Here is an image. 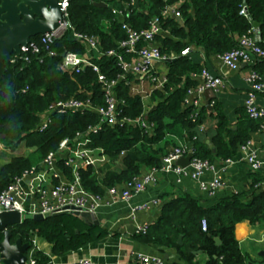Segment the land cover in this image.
Segmentation results:
<instances>
[{
	"label": "trees",
	"instance_id": "trees-1",
	"mask_svg": "<svg viewBox=\"0 0 264 264\" xmlns=\"http://www.w3.org/2000/svg\"><path fill=\"white\" fill-rule=\"evenodd\" d=\"M129 1L69 0L66 26L50 45L56 51L54 54L42 49L38 53L29 52L27 61L21 54L11 62L6 61L5 72L0 78V140L9 151L0 150V191L26 169L37 167L64 137L75 146L93 151L95 163L80 166L77 171L84 189L102 193L107 186H121L151 166L160 167L162 157L180 144L189 146L192 155L215 164L226 157L234 159L239 145L250 139L253 131L264 127V117H250L244 102L236 125L232 127L228 114L217 101H213L211 108L184 101L187 89L199 81L192 72L203 67L191 54L192 46H202L206 56L217 55L234 47L239 35H254L253 22L256 21L261 35L256 41L264 49V0H245V5L243 0H137V3L135 0L127 4ZM172 2L178 3L179 18L162 14L164 5ZM116 10L123 11L122 18L115 14ZM152 17H157L163 28L155 34V42L171 59L156 61L147 78L132 73L126 74L124 79L118 78L114 87L120 100L116 122L104 121L92 108H57L49 112L47 126L39 128L42 115L49 107L70 97L89 98L93 105L104 103L102 84L90 66L73 72L59 67L62 52H83L85 49L74 31L97 35L103 50L114 48L129 58V53L117 44L126 35L121 19L139 29L147 27ZM38 36L35 34L31 39L36 40ZM186 48L188 50L183 52ZM256 56L264 59V56ZM93 60L107 78L117 77L122 71L114 54L104 53ZM163 76L166 79L160 85L157 78ZM141 83L148 86L147 91L150 89L146 96L136 89ZM139 116L147 125L127 120ZM207 116L215 120L208 140L202 137L205 131L200 127ZM177 130L185 132L184 143L175 144L167 138L170 131ZM20 144L28 150L17 152ZM170 144L174 145L168 148ZM4 151L8 158L2 161ZM248 168L253 177L247 189L221 197L208 195L215 199L211 204H204L196 194L178 192L164 200L157 218L136 229L134 237L159 250L173 248L179 260L190 264H246L247 255L235 235V224L244 219L264 224V178L257 170ZM63 171L72 177L71 167L66 165ZM157 175L158 172L156 180ZM258 182L261 183L256 186ZM202 218L206 220L205 228ZM9 228L10 241L20 237L29 242L26 254L32 248L34 234L51 243L52 254L76 250L109 233L116 234L100 223L87 222L68 211L48 214L40 220L25 218ZM2 236L0 231V239ZM216 236L220 242L216 241ZM199 251L205 254L202 262L195 259ZM157 253L154 254L163 257L161 251ZM33 257L34 264H45L50 258L40 249L34 250Z\"/></svg>",
	"mask_w": 264,
	"mask_h": 264
},
{
	"label": "built area",
	"instance_id": "built-area-1",
	"mask_svg": "<svg viewBox=\"0 0 264 264\" xmlns=\"http://www.w3.org/2000/svg\"><path fill=\"white\" fill-rule=\"evenodd\" d=\"M68 1L69 0H61L64 18L63 23L58 29L40 33L36 40L30 39L26 45L20 46V54L23 56L24 60H28L29 52L38 53L42 49L46 50L49 54H54L56 52L50 45L55 38L62 33L66 26L65 15ZM130 2H135V0H130L127 4ZM241 12H244V8L241 9ZM115 14L122 18L119 10L115 12ZM162 14L163 16L173 15L179 18L181 12L178 8V3L172 2L165 4L162 9ZM121 22V26L126 35L124 38L120 39L117 44L125 52L129 53V58L121 52H117L114 48L103 50L97 35H89L80 31H74L75 37L82 41L85 49L83 52L74 50L62 52L61 61L59 63L61 69L70 72L79 71L82 67L87 65L90 66L92 70L96 72L97 79L102 84L104 103L93 105L89 98L80 99L78 97H70L64 101H60L50 106L48 111L42 115L41 123L38 125L40 129L47 126L50 120L49 112L57 108H69L73 110L92 108L100 114L102 117L101 119L104 121L106 120L109 123L116 122L118 120V104L120 100L114 87L118 78L124 79L128 73L135 74L141 78H147L148 72L153 68V64L156 61H161L168 57L165 53L160 51L155 42V34L161 32L163 29L157 17H152L147 27L139 29L133 27L125 20L121 19ZM237 41L238 43L234 47L217 54L219 59L230 68L238 67L240 61H249L252 54L264 56V49L257 43L253 34L243 33L238 36ZM139 42L142 44L138 45ZM187 50L188 48L183 52ZM104 53L107 55L114 54L116 56L122 69V71L117 74V77L107 78L101 71L99 64L93 60L95 57H99ZM170 57H173V55ZM192 76L199 78V81L196 85L187 89L184 99L185 103L197 105L199 100L193 98L192 94L194 92L200 94L205 89L216 91L224 84L220 75L212 74L205 66L201 67L199 71L192 72ZM244 78L248 84L244 98L245 111L253 118L264 117V105L257 102V93L264 91V75L255 68H252ZM165 79L166 77L164 76L162 78H157L158 84L161 85ZM25 87H23L22 90H24ZM136 89L141 90L145 96L148 94V91H150V89L147 91L148 86L143 83L136 86ZM127 120L130 122L138 120L142 125H147L141 116L136 119L127 118ZM79 135L81 136L83 134ZM78 137L79 136L75 137L73 140ZM4 148L5 146L0 140V150ZM239 150L242 152V158L247 162L250 168L258 170L264 166V158L257 148L252 147L250 139L241 143L239 145ZM64 152H66V154L63 155L65 158L63 161V168L66 165L71 167V178L66 176L61 178L58 173L60 171L54 168L56 161ZM187 152H192L189 146L186 144L177 145L162 157L163 163L160 167L151 166L140 176L126 180L121 186H107L104 192L95 193L82 187L77 171V168L80 166L95 163L96 158L93 157V151L87 147L75 146L70 142L68 137H64L59 141L58 147L55 150L49 151L37 167L34 166L26 169L19 176H16L6 188L0 191V210H17L21 214V217L25 212H40L43 215L70 210L95 212L106 197L112 200L128 201L134 194L141 191L147 183L155 181L156 174L160 171L174 172L177 181H180L182 177L190 176L194 178L197 187L201 191L205 192L207 195H215L224 184L222 170L233 163V157L224 158L220 166L210 162L209 159L196 155L191 156L187 165L175 163L177 158L185 155ZM47 173H50V177L56 180L46 182L44 179ZM26 176H34L44 180L42 183L37 184L36 187L37 206L35 210L27 209L24 203L25 190L22 182ZM262 182H264V180ZM260 183L261 182H258L255 185L257 186ZM158 201L159 198H152L137 204L135 207L137 209L144 208L147 207L150 202L158 203ZM201 224L203 228L206 227L205 218H202ZM137 228L141 229V226ZM33 252V248L27 252V264L35 263ZM135 258L139 264H169L163 260L162 256L143 251H137L135 253ZM74 264H90V258L81 256L76 259Z\"/></svg>",
	"mask_w": 264,
	"mask_h": 264
},
{
	"label": "crops",
	"instance_id": "crops-1",
	"mask_svg": "<svg viewBox=\"0 0 264 264\" xmlns=\"http://www.w3.org/2000/svg\"><path fill=\"white\" fill-rule=\"evenodd\" d=\"M256 35H258L257 38ZM254 36L256 40L261 39L259 27L258 29L254 27ZM203 49L202 46L195 48L192 46L191 54L212 74L220 75L224 84L216 91L207 89L200 94L194 92L192 96L199 100V105H208L209 108H211L214 100L217 101L228 114L231 126L235 127L248 87L244 76L252 68H255L264 75V59L252 54L249 61H240L238 67L230 68L217 55L206 56ZM257 102L264 105V91L258 93ZM214 121L212 116H207L204 123L200 126L205 131L202 137H208L213 129L212 125ZM184 133L183 130L170 131L167 134V138L172 139L175 144L184 143V140H186ZM250 140L252 147L257 148L264 158V127L253 131ZM173 145L170 144L168 148ZM20 146L23 147L22 152L28 150L24 145L20 144ZM2 150L9 151L6 147ZM5 151L1 159L2 161L8 158ZM64 159L62 154L54 166V168L60 171L58 173L61 178L64 176L68 177L63 172ZM216 165L220 166L221 162H217ZM256 172L264 178V166ZM222 175L224 184L217 191V197L247 189V184L252 181L253 177L252 171L243 160L240 150L234 156V162L222 170ZM44 180L50 182L56 179H52L50 173H47ZM44 180L34 176H26L24 178L22 184L25 190L24 203L27 209H36V187L37 184L42 183ZM178 192L196 194L204 204H211L215 200L212 198L213 196H208L205 192L198 189L195 182L188 176L182 177L180 181H177L174 172L160 171L155 182L146 184L145 188L134 194L128 201L112 200L106 197L102 204L98 206L96 212H99L101 215L99 223L110 230V232H116V234L109 233L101 239L63 254H52L51 243L42 236L34 234L32 236V248L34 250L40 249L49 254L50 258L45 264H74L76 259L81 256L89 257L90 264H138L134 258V252L136 251H144L150 254L161 251L163 258L167 262L190 264L186 261L179 260L175 249L168 248L159 250L158 247L142 242L133 235L134 231L138 229V226H145L155 220L164 200ZM151 198H160V201L150 204L145 208L137 209L135 207L137 204ZM235 235L241 249L247 255L246 264L248 261H262V256L258 252L264 248V224H253L247 219L240 220L235 224ZM204 258L205 254L203 252L199 251L196 253L195 259H199L202 262Z\"/></svg>",
	"mask_w": 264,
	"mask_h": 264
},
{
	"label": "water",
	"instance_id": "water-1",
	"mask_svg": "<svg viewBox=\"0 0 264 264\" xmlns=\"http://www.w3.org/2000/svg\"><path fill=\"white\" fill-rule=\"evenodd\" d=\"M245 3L243 0L244 5ZM63 12L61 0H0V78L6 69L4 61H12L16 55H19L20 46L26 45L35 34L58 29L63 23ZM258 25V22H253V26L257 29ZM168 59L171 58L168 57ZM65 154L66 152L63 153ZM191 156L192 152H187L177 158L176 163L186 165ZM68 212L81 216L87 222H100L101 215L96 211L70 210ZM45 216L40 212H25L21 217L17 210H0V231L3 235L0 239L2 264H27L26 250L29 242L22 241L20 237L10 241L9 225L19 223L25 218L40 220ZM215 239L220 242L218 236ZM178 241L181 242V236L178 237ZM258 253L262 256V261H248L247 264H264V248Z\"/></svg>",
	"mask_w": 264,
	"mask_h": 264
},
{
	"label": "rangeland",
	"instance_id": "rangeland-1",
	"mask_svg": "<svg viewBox=\"0 0 264 264\" xmlns=\"http://www.w3.org/2000/svg\"><path fill=\"white\" fill-rule=\"evenodd\" d=\"M118 10H116V12H117ZM120 11V14L122 15L123 14V11L122 10H119ZM17 152H22L23 151V147L22 146H19L18 148H17V150H16ZM0 264H2L1 263V261H0Z\"/></svg>",
	"mask_w": 264,
	"mask_h": 264
},
{
	"label": "flooded vegetation",
	"instance_id": "flooded-vegetation-1",
	"mask_svg": "<svg viewBox=\"0 0 264 264\" xmlns=\"http://www.w3.org/2000/svg\"><path fill=\"white\" fill-rule=\"evenodd\" d=\"M5 62V68H6V61H4ZM9 62H11V61H9ZM5 72V71H4Z\"/></svg>",
	"mask_w": 264,
	"mask_h": 264
}]
</instances>
